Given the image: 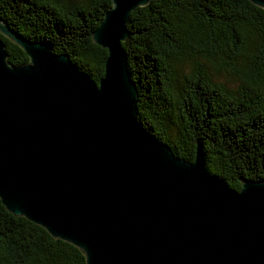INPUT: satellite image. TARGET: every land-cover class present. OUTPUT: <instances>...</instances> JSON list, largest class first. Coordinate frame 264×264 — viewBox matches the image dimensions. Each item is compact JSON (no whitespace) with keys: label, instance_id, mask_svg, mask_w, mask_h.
<instances>
[{"label":"water","instance_id":"water-1","mask_svg":"<svg viewBox=\"0 0 264 264\" xmlns=\"http://www.w3.org/2000/svg\"><path fill=\"white\" fill-rule=\"evenodd\" d=\"M112 2L91 32L108 50L99 84L0 19L29 57L12 65L0 38L2 203L86 264H264V180L235 189L207 171L202 144L191 162L142 127L123 42L151 0Z\"/></svg>","mask_w":264,"mask_h":264},{"label":"trees","instance_id":"trees-1","mask_svg":"<svg viewBox=\"0 0 264 264\" xmlns=\"http://www.w3.org/2000/svg\"><path fill=\"white\" fill-rule=\"evenodd\" d=\"M112 0H0V19L67 54L99 84L108 50L91 32ZM123 42L138 120L176 156L242 189L264 180V8L250 0H151L131 13ZM12 65L27 53L0 34ZM184 71V69H186ZM229 74L218 80L219 72ZM181 74V75H180ZM0 264H86L75 245L8 211L0 198Z\"/></svg>","mask_w":264,"mask_h":264},{"label":"rangeland","instance_id":"rangeland-1","mask_svg":"<svg viewBox=\"0 0 264 264\" xmlns=\"http://www.w3.org/2000/svg\"><path fill=\"white\" fill-rule=\"evenodd\" d=\"M186 70H187V68L184 69V71H186ZM219 73L220 74L216 77L218 80H221L222 81V80H225L227 77H229V74L227 72H225V71H221Z\"/></svg>","mask_w":264,"mask_h":264}]
</instances>
